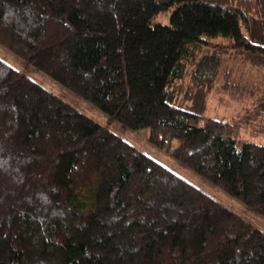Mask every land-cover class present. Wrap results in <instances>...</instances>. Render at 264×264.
Masks as SVG:
<instances>
[{
  "label": "trees",
  "instance_id": "obj_1",
  "mask_svg": "<svg viewBox=\"0 0 264 264\" xmlns=\"http://www.w3.org/2000/svg\"><path fill=\"white\" fill-rule=\"evenodd\" d=\"M0 45L264 217V86L222 70L264 68V0H0ZM0 264H264V231L0 56Z\"/></svg>",
  "mask_w": 264,
  "mask_h": 264
},
{
  "label": "rangeland",
  "instance_id": "obj_2",
  "mask_svg": "<svg viewBox=\"0 0 264 264\" xmlns=\"http://www.w3.org/2000/svg\"><path fill=\"white\" fill-rule=\"evenodd\" d=\"M0 56L5 60H8L17 69L19 68L24 73L31 75L35 80L43 83L52 92H56L64 99H67L70 103H73L76 107L83 110L85 113H89L95 119H97L102 124L109 127L111 130L115 131L119 135L127 138L132 144L137 145L140 149L146 153L154 156L158 161L166 164L168 167H172L180 175L188 178L193 183L197 184L200 188L207 190L210 194L221 199L227 206L234 209L240 216L242 215L246 220L254 223L257 227L264 231V217L261 216L255 209L249 208L241 200H238L231 194L226 193L219 187L214 186L209 180L201 177L196 172L192 171L189 167L181 164L172 155H170L166 150L156 147L151 144L148 140V128L141 129L138 131H132L125 125H122L114 118L107 115L105 112L99 110L95 105L90 102L85 101L80 95L71 91L66 86H63L56 80H52L43 71L36 69L31 63H28L25 59L16 56L8 48H4L0 45ZM225 63L222 67L225 68L229 66L232 68V82L239 83L243 85H254L255 87L264 86V68L252 67L248 62H242L239 59H229L225 58ZM225 66V67H224ZM216 82L217 87L213 89L208 95V106L206 114L212 117L219 118H230L237 116V114L243 113L248 106L252 108L250 104L251 96L243 94L241 96L239 93H233L231 89H222L224 76L223 71ZM189 79V78H188ZM187 82V81H186ZM184 82V84H186ZM245 90V86H244ZM264 123V119L260 121V124ZM259 124V125H260ZM242 138L246 140H252L257 143H264V132L260 135L251 136L250 132L247 130L243 131ZM177 141L172 142V148L177 146Z\"/></svg>",
  "mask_w": 264,
  "mask_h": 264
}]
</instances>
